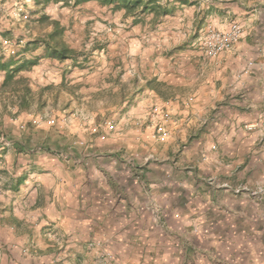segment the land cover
I'll return each instance as SVG.
<instances>
[{"label": "crops", "instance_id": "crops-1", "mask_svg": "<svg viewBox=\"0 0 264 264\" xmlns=\"http://www.w3.org/2000/svg\"><path fill=\"white\" fill-rule=\"evenodd\" d=\"M167 2L174 12L156 21L145 14L142 32L125 16L135 49L104 59L101 76L118 77L120 106L144 105L123 124L148 132L142 112L168 111V139L146 146V132L124 126L103 147L93 143L100 134L77 143L57 131L37 137L48 145L40 147L24 132L32 121L9 117L0 264H264V179L242 181L264 169V0ZM232 21L244 29L232 49L203 55L199 35ZM38 56L24 71L32 79L71 62Z\"/></svg>", "mask_w": 264, "mask_h": 264}, {"label": "rangeland", "instance_id": "rangeland-1", "mask_svg": "<svg viewBox=\"0 0 264 264\" xmlns=\"http://www.w3.org/2000/svg\"><path fill=\"white\" fill-rule=\"evenodd\" d=\"M80 5L72 6V0H53L48 3L44 0H0V59L5 60L14 56L17 63L24 59H36L37 64L38 54L43 51V46L39 41L37 44L33 43L35 39L41 37L33 35L31 31L36 33L44 29L43 33H47L48 29L51 30L48 22L38 20L43 14L50 19L60 21L65 27L63 41L78 52L76 64H73V60L67 59L71 60L68 62L70 64L62 66L60 68L62 70L57 74L43 73L40 74V78L32 79L24 72L31 67L20 70L6 84L0 82V143L4 146H8L5 143L9 142L5 139L13 130L8 124V118L12 116H19L27 122L32 121L31 125L25 124L24 127L30 128L24 132L28 131L33 135L35 140L31 144L36 142L38 146L44 144L40 143L37 137L44 134L54 135V131L66 133L71 136L72 141L77 139L78 143L87 137L95 138L105 130L107 134L103 140L100 137L93 140L96 148L103 147L108 142L112 143L108 137L113 138L111 134L118 132V128L124 126L127 128L131 126L137 133L145 134L146 124L141 127H137L134 123L126 125L123 124L122 119L129 115L141 114L144 105L136 107V103L130 102L120 106L122 104L118 103L120 93L115 86L118 84V77L114 76L115 73L113 76H101L103 72L108 71H103L104 69H109V64L104 63V59H108V56L119 57L124 52L125 46L131 48V51L135 49L134 45H128L129 38L133 37L130 32L131 24L125 21V15L119 11L112 12L109 8L96 4H86L82 7ZM55 12L60 16L55 17ZM142 21L139 32H142V27L146 26ZM4 39L8 40V44L3 49L1 41ZM143 39H147L148 42L152 40L147 34ZM195 43L197 44V40ZM192 44L194 45L193 42ZM48 66L54 65L49 63ZM143 96L148 94L144 93ZM16 103L21 104L22 110L20 107L15 110ZM115 104L116 107H113ZM129 105L130 107H127ZM126 111H129L128 114ZM142 113L147 115L145 111ZM49 117H55L58 123L49 126L44 122ZM139 118L144 119L142 116ZM33 120H42V122L36 124ZM106 120L112 122L110 129L103 127V122ZM147 120L148 118L145 121L149 123ZM43 125L46 127L42 128ZM149 126L150 130L146 132L149 138L144 136L146 139L143 140L146 146H149V141L154 140L153 125L149 123ZM249 174V172L245 173L242 181L249 179L258 182L264 179L262 167H256L255 171Z\"/></svg>", "mask_w": 264, "mask_h": 264}, {"label": "trees", "instance_id": "trees-1", "mask_svg": "<svg viewBox=\"0 0 264 264\" xmlns=\"http://www.w3.org/2000/svg\"><path fill=\"white\" fill-rule=\"evenodd\" d=\"M53 0H44V2H51ZM168 1V0H167ZM163 3V0H72V6H78L85 2H94L100 7H107L113 11H123L125 16L132 17L133 23L141 21L145 14H152L154 21L159 18L169 15L174 12L175 8L169 6L168 2ZM187 0H181V3H186ZM40 22H48L51 30L47 32L40 39L37 38L33 42L37 44L41 42L43 46V53L56 61H65L67 59L73 60L76 64L78 52L69 47L62 39L65 27L57 19H50L49 16L43 14L38 19ZM14 56L8 59H0V70L5 71L2 84L10 81L16 73L20 70L30 69L36 64V59L15 61Z\"/></svg>", "mask_w": 264, "mask_h": 264}, {"label": "built area", "instance_id": "built-area-1", "mask_svg": "<svg viewBox=\"0 0 264 264\" xmlns=\"http://www.w3.org/2000/svg\"><path fill=\"white\" fill-rule=\"evenodd\" d=\"M244 29L240 22L232 21L229 25V28L226 30H220L213 27H208L203 34L199 35L197 38V45L201 49L203 55L208 58L216 57L221 52L229 51L235 45V43L239 40L243 33ZM1 47L6 48L8 44V40L4 39L1 41ZM263 124H264V112L262 114ZM149 120V123L153 125V134L152 138L158 142H165L171 132V114L158 107L157 105H153L149 110L144 119ZM45 121L48 125L54 126L58 123V120L55 117L46 118ZM140 119L137 120L136 124H139ZM34 123L39 124L42 120H33ZM103 127L106 129H110L112 127V122L110 120H106L103 122ZM249 127L248 129H250ZM106 131L102 132L99 135L100 139H104L106 136ZM3 141V139H1ZM9 145V143H5Z\"/></svg>", "mask_w": 264, "mask_h": 264}]
</instances>
